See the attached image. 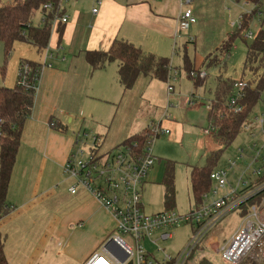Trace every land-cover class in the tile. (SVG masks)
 Returning a JSON list of instances; mask_svg holds the SVG:
<instances>
[{
	"label": "crops",
	"instance_id": "1",
	"mask_svg": "<svg viewBox=\"0 0 264 264\" xmlns=\"http://www.w3.org/2000/svg\"><path fill=\"white\" fill-rule=\"evenodd\" d=\"M224 2L225 0H191L189 5H181L179 0L62 1L61 10L67 16L62 34L58 37L56 28L52 29L48 47L43 54L40 53V60L36 62L40 65L37 91L31 114L22 127L18 153L6 191L9 213L0 219L3 249L12 224L23 240L21 249L24 254L30 253L29 248L24 249V246L28 247L32 243L30 238L35 240L37 246L32 256H38L42 243L67 236L70 226L75 223L82 225L76 231L81 235L94 234L95 239L93 245L82 254L78 264L85 262L105 239L109 220L112 219L110 212L85 191L79 190L75 195L69 193L68 189L73 181L63 175V165L73 151L76 134L90 127L86 116H93L90 106L94 101L113 104L117 111L126 94L139 86L140 100L152 109L163 110L157 120L170 121L164 106V102L168 100L167 85L164 82L141 75L132 88L124 92L118 83L116 62L91 71L84 53L107 51L113 40L119 39L129 41L144 52L167 57L170 50L174 54L177 41L183 35L178 33L177 18L185 7L192 9L196 20L190 30L200 18L212 20L216 9H220ZM95 7L97 12L92 13ZM20 59V62L24 61ZM201 64L193 68L197 70L199 67L201 71ZM170 69V77L173 75V80H177L175 70L172 73L171 63ZM16 79L18 80V75ZM16 83L17 81L14 85ZM174 90L173 86L171 93ZM191 99H187L186 104L189 105ZM51 121H54V126H50ZM156 121L145 118V125L127 137L142 132ZM176 128L181 134L182 125L178 124ZM102 141L104 142V136ZM33 213L41 215L42 219L37 230L31 228L36 224L34 220L31 222ZM25 218L30 219V226H27L28 222L23 223ZM29 260L26 264H34L36 261L34 256Z\"/></svg>",
	"mask_w": 264,
	"mask_h": 264
},
{
	"label": "rangeland",
	"instance_id": "2",
	"mask_svg": "<svg viewBox=\"0 0 264 264\" xmlns=\"http://www.w3.org/2000/svg\"><path fill=\"white\" fill-rule=\"evenodd\" d=\"M3 2L13 3L14 0L0 1V3ZM251 8V6H241V2L225 0L220 9H216L212 20L204 17L200 18L197 25L188 31L189 33L187 32L179 38L174 54L171 52L172 50L167 53L166 58L170 60L173 69L172 73L175 70L177 80H173L174 76L172 75L165 82V85L168 82L175 87L174 92L167 95L168 100L164 102V106L166 107L165 112L170 117V121L164 120L160 123L161 128L168 129L170 133L169 135H160L150 143L155 162L153 168L148 171L146 175L147 182H145L141 190V203L146 214L160 212L166 208L162 202L164 190L162 184H160L164 161L174 162L172 172V190H174L173 210L178 214H186L195 207L194 197L190 189L189 170L194 166L203 167L206 162V155L218 150V146L212 141L210 135L203 133V129H210L207 124L206 109L214 96L215 80L218 76L229 81L231 79L238 80L243 76L245 82L253 78L248 70L242 75L246 45L249 44L250 40L245 39L244 41L241 38H236L232 43L230 53L219 57L218 47L227 39V35L230 32L238 30L240 23L238 21L239 15ZM250 22L245 32L255 35L260 29L261 23V28L264 30V8ZM31 23L32 26H37L41 23L40 13L35 12ZM36 50L31 45L19 41L14 43L9 56L4 58L3 44L0 43V85L6 84L5 86L11 87L17 81L20 58L34 63L38 62L40 60L39 56L44 51L40 54ZM217 61L219 63L215 66ZM187 62L191 65V69H193L190 70L196 72H199L200 68L198 67L196 70L193 67L196 68L202 63L203 70L201 71L205 73V78L200 81V85L196 86L194 81L187 77V69H185V66L188 64ZM2 70L3 72L1 73ZM178 73H180V76ZM261 73L262 70L258 72V76ZM255 85L256 83H252L251 88H254ZM132 89L121 100L117 111L113 104L99 102L98 100L94 101L95 103L90 106V110L93 113L92 118L88 115L86 116L87 120L90 121V127L88 130H84L89 134L90 138L85 140L84 144L74 145V153L77 152L78 148H83L86 153L91 145V136L94 137L97 134L101 138L98 144L99 152L111 151L115 146L121 144L122 139L127 137V135L137 132L138 129L142 128L145 125V118H151L153 121L157 120L163 110L159 108L152 109L140 100L139 86ZM259 97L256 104L251 107L248 117L242 126L243 128L232 144L222 150L219 161L214 168V170L223 169L226 171L228 185L233 189H235L239 179H242V182H246L247 184L253 181L255 177L252 171L261 167V163L253 162L254 154L250 148L253 145L261 148V155L264 156V86ZM189 98L192 99L188 105L186 101ZM157 122L158 120L153 124H157ZM178 124L182 125L181 134H179V129L176 128ZM103 136L104 142L102 141ZM239 150L243 151L241 158L238 157ZM79 158L83 159L84 155ZM229 163H234V166L229 168ZM239 186L238 188L242 189L243 185L240 184ZM226 189H228V186ZM225 193V189H221L217 195L208 193L205 199L202 198L201 204L212 203ZM33 214L31 222L34 220L36 224L31 228L37 230L41 226L40 222L42 219L40 218L41 215ZM29 221L30 219L25 218L24 222H22L24 224L28 222L27 226H30ZM241 221L242 218L239 212H230L222 217L218 224L210 228L207 232L206 240H215L221 245V243L227 241L235 234ZM81 226L75 223L73 226H70L67 236H61L42 243V246L38 249V256L33 255L36 259L34 264H78V260L82 254L93 245L95 239L93 238L94 234L81 235L78 233L76 230L81 229ZM114 227L115 222L113 219H110L107 235L112 232ZM15 228L14 224L9 227L8 240H6L3 255L6 258L7 264H26L33 257L32 252L36 249L37 244L34 242V239L30 238L32 243L28 247L24 246V249H30V253L28 255L27 252L24 254L21 249L23 240H21V237L19 238V231H15ZM190 234V227L188 225H181L174 230L172 239L157 242V246L174 256L185 247L191 237ZM107 235H105V238ZM101 242L96 248L101 245ZM149 249L156 259L161 258L162 253L154 251V247L151 246ZM209 254H211L210 251L206 250L203 255L208 257ZM208 259L212 264H221L218 258L214 260Z\"/></svg>",
	"mask_w": 264,
	"mask_h": 264
},
{
	"label": "built area",
	"instance_id": "3",
	"mask_svg": "<svg viewBox=\"0 0 264 264\" xmlns=\"http://www.w3.org/2000/svg\"><path fill=\"white\" fill-rule=\"evenodd\" d=\"M2 1V0H0ZM59 1V9L62 7ZM241 2V6L252 8L240 14L238 17L240 29L245 14L256 10L260 13L261 1L264 0H234ZM181 5H189L191 0H179ZM48 11L50 4L43 6ZM96 7L92 13H96ZM44 17L41 18V22ZM67 22V16L52 21L51 28L57 24ZM192 9L187 6L177 18L178 33L188 32L190 26L196 24ZM243 40L253 39L250 32H245ZM40 66V65H39ZM39 66L32 72L31 66L24 61L18 68L17 84L26 85L36 93V83L39 79ZM191 76L204 77L203 71L192 72ZM170 75L168 80L170 79ZM167 80V81H168ZM232 95L229 97L228 107L231 112L241 113L244 110L240 101L244 98L247 82L243 79L233 80ZM173 90L172 84L167 82V94ZM160 122L149 124L147 140L143 149H138L136 144L131 146L117 145L113 150L99 152L100 136H91V145L85 153L83 148L73 151L63 165V175L73 181L68 192L72 195L79 190L87 192L106 210H108L115 222L111 233L101 242V245L82 264H186L194 252L202 251L204 245L209 250L208 258H218L221 264H240L248 259L251 263L263 264L264 262V156L261 148L253 145L250 149L254 154L253 162L261 163V167L252 171L255 179L249 184L239 179L235 189L228 185L227 173L223 169L212 170L209 173L211 182L208 193L217 195L221 189L226 193L219 199L209 204H201L194 207L186 214H178L174 210H161L158 213L146 214L141 203L142 187L148 171L154 165L150 143L160 135L169 134V130L161 128ZM262 123V121H260ZM213 129H203L205 135H210ZM89 134L80 131L76 135L73 146L84 144ZM80 159L79 157H82ZM243 156V151H238V157ZM234 163H229V168ZM242 184V189L238 188ZM228 186V189L226 187ZM205 193L202 198L208 195ZM241 214V224L235 234L227 241L219 245L215 240L207 241V232L211 227L221 221V218L230 212ZM181 225H188L191 229V237L182 251L172 256L157 246V242L173 238L174 230ZM147 242V244H146ZM162 253L160 259H156L149 247ZM205 253V252H204Z\"/></svg>",
	"mask_w": 264,
	"mask_h": 264
},
{
	"label": "trees",
	"instance_id": "4",
	"mask_svg": "<svg viewBox=\"0 0 264 264\" xmlns=\"http://www.w3.org/2000/svg\"><path fill=\"white\" fill-rule=\"evenodd\" d=\"M59 1L14 0L13 3H0V43L3 44L4 58L9 56L14 43L19 41L31 44L37 49L38 53L46 50L53 29L51 28L52 21L64 14L59 9ZM253 1L257 2L258 0ZM48 3L50 8L45 11L43 6ZM258 5H260V10L264 8L261 1L258 2ZM35 12L40 13L41 18L44 17V19L39 25L32 26L31 21ZM255 15L256 10L244 15L240 29L230 33L227 39L218 47L220 56L230 53V48L236 38L243 39L241 35L247 30L251 23L250 21ZM63 25L59 23L55 27L58 37L62 34ZM261 26L262 23L259 26L260 29L253 35V39L246 45L242 75L248 70L253 78L246 80L247 87L244 91V98L240 101L244 106V110L241 113L231 112L228 107L229 97L233 92V79L229 81L218 76L215 80V92L206 111V119L208 127L213 129L210 138L218 146V150L206 155V162L203 167L194 166L189 170L190 189L194 197L195 208L201 205L202 196L210 191L209 173L214 170L222 150L232 144L243 128L242 126L248 117L251 107L260 98L259 95L264 86V30ZM84 57L91 71L101 69L111 62H116L118 83L124 92L132 88L137 77L141 75L165 83L171 70L168 58L144 52L129 41L119 39H114L107 51L85 52ZM24 62L31 66L32 72L38 66L36 62L25 60ZM218 63L217 61L215 66ZM191 68L189 63L185 66L187 76L198 86L205 76L201 78L191 76V73L194 72L191 71L193 70ZM261 70L262 73L258 76V72ZM243 78L242 76L240 79ZM252 83H256L254 88H251ZM34 95L33 89L27 87V84L19 85L16 83L13 87L0 86V219L9 213L6 203V191L18 153L22 127L33 108ZM50 126H54V121H51ZM147 134L148 130L145 128L142 132L127 137L119 145L131 146L136 144L137 148L142 150L147 140ZM173 169L174 162L164 161L163 178L160 182L164 190L162 201L166 207L164 210H173L174 207V190H172ZM3 246L4 241L0 234V264H7L3 255ZM200 249L203 250L193 253L194 255L192 254L189 257V261L186 264H212L208 257L203 255L206 252L204 245ZM240 264L257 263H251L248 259H245Z\"/></svg>",
	"mask_w": 264,
	"mask_h": 264
}]
</instances>
